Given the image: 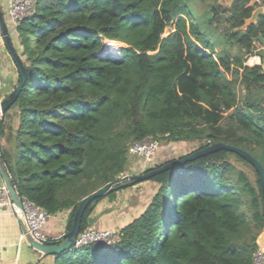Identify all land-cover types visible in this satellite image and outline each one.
Segmentation results:
<instances>
[{
    "label": "trees",
    "instance_id": "1",
    "mask_svg": "<svg viewBox=\"0 0 264 264\" xmlns=\"http://www.w3.org/2000/svg\"><path fill=\"white\" fill-rule=\"evenodd\" d=\"M217 1L35 0L11 36L27 79L0 121V158L20 199L49 216L68 212L69 231L78 203L115 183L86 208L81 232L94 206L122 190L128 148L146 138L197 151L228 144L264 172L254 42L264 40V16L242 33L247 1L235 0L224 20L219 6L211 11ZM149 181L157 188L148 206L113 245L88 244L52 264H251L264 213L249 163L219 151Z\"/></svg>",
    "mask_w": 264,
    "mask_h": 264
},
{
    "label": "crops",
    "instance_id": "2",
    "mask_svg": "<svg viewBox=\"0 0 264 264\" xmlns=\"http://www.w3.org/2000/svg\"><path fill=\"white\" fill-rule=\"evenodd\" d=\"M8 4V0H0V7L3 12ZM264 6V1L262 2ZM14 41V40H13ZM255 44V52L260 53L261 67L264 71V43L258 41ZM15 46L18 48L15 41ZM15 49V48H14ZM19 49V48H18ZM16 51V50H15ZM17 53V52H16ZM0 73L4 83V88L0 97L8 95L18 84L19 77L17 70L2 44L0 37ZM162 147L157 153L160 161L173 153ZM134 160L130 159L127 172L132 171ZM126 172V173H127ZM156 185L151 181H145L122 189L116 192L115 200L110 201L104 198L98 202L89 217V227L99 231H120L122 227L131 223L148 206ZM68 212H60L50 216L43 233L50 237H57L66 232ZM23 234L19 216L13 209L6 207L0 212V264H52L54 257H44L41 253L32 249L26 239L21 240Z\"/></svg>",
    "mask_w": 264,
    "mask_h": 264
},
{
    "label": "water",
    "instance_id": "3",
    "mask_svg": "<svg viewBox=\"0 0 264 264\" xmlns=\"http://www.w3.org/2000/svg\"><path fill=\"white\" fill-rule=\"evenodd\" d=\"M234 1L235 0H218L216 4L211 6V11L214 12L215 8L219 6L221 8L220 16L222 20H224L226 18V14L230 13L231 6ZM246 1H247L246 8L251 10V14H250V17L245 20L244 25L241 28L242 33H244V31L249 25L255 24L259 17L264 16V6L262 5V2L264 0H246ZM0 37L2 40V44L4 48L6 49V52L9 55L10 59L12 60L17 70L18 77H19L17 86L8 95L0 99V121H2L6 112L16 102L17 96L20 90L22 89L24 83L26 82L27 74H26L22 61L20 60L18 54L16 53L14 49V46L12 45L11 34L6 24L4 13L1 7H0ZM256 41H260L261 43H264V40L261 39V37H257L256 39H254V42ZM219 151H227V152L237 154L238 156H240L242 159H244L247 163H249L254 168V170L256 171L258 175L259 181H260L262 201H263V213H264V172L262 170L261 165L250 154H248L244 150L228 145V144H224V143L210 144L209 146H207L206 148L202 150L196 151L195 153H192L181 159L173 160L163 165L162 167L154 169L146 174L139 175V176H128L123 179L125 183H122V189L131 187L138 183L148 181L151 178L161 173H164L168 170L185 165L186 163L192 162L206 155L213 154ZM1 153H2V150L0 149V156H1ZM125 172H127V167L125 168ZM0 179L2 180L7 190L8 196L14 205V210H21V199L13 184L12 178L8 174L6 168L4 167L1 161V158H0ZM114 186H115V183H110L106 185L105 187L83 198L78 203L77 209L75 211V214H74V217L71 223V227L69 231H67L64 234L63 241L58 245H44V244L37 242L35 239H33L30 235L26 233V228L24 224L21 222L22 232L23 234H25V239L28 245H30L32 249L41 253L44 257L46 256L54 257L61 253L71 251L72 247L75 244L76 237L80 232L81 221H82V217L84 215L86 208L95 199L104 197L108 193L112 192L114 190Z\"/></svg>",
    "mask_w": 264,
    "mask_h": 264
},
{
    "label": "built area",
    "instance_id": "4",
    "mask_svg": "<svg viewBox=\"0 0 264 264\" xmlns=\"http://www.w3.org/2000/svg\"><path fill=\"white\" fill-rule=\"evenodd\" d=\"M34 3L35 0H8V4L3 13L11 36L15 34L18 23L32 11ZM18 48L21 50L20 47ZM3 88L4 83L0 73V94L3 91ZM159 149V142L150 138H146L139 142H133L128 148V156L130 159L134 160L133 169L131 172L126 173L121 180L128 176H139L148 171L154 170L155 166L158 164L156 157ZM6 207L14 210V205L0 179V212ZM14 212L24 224L26 233L37 242L44 245H50L52 242L61 243L63 241V236L67 231L62 235L50 238L43 233V229L50 216L31 202L21 199V210H14ZM20 239L24 240L25 234H22ZM117 240L118 231H99L92 227H87L85 230L79 232L72 249L81 248L88 244L110 246ZM251 264H264L263 248H258V250L252 255Z\"/></svg>",
    "mask_w": 264,
    "mask_h": 264
},
{
    "label": "rangeland",
    "instance_id": "5",
    "mask_svg": "<svg viewBox=\"0 0 264 264\" xmlns=\"http://www.w3.org/2000/svg\"><path fill=\"white\" fill-rule=\"evenodd\" d=\"M202 8L203 7L201 6L200 3H194L192 5V9H194V11L197 14L201 13ZM167 34L168 33L166 31L164 33V36H166ZM122 46L123 45L119 43V45H117L115 48H113V50H118ZM228 113L229 112L223 113L224 118L228 117ZM222 125L223 126L226 125V118L222 121ZM159 145H160V148L162 147V150L166 149L168 152L173 153V155H169V156L165 157L164 159H161L160 161H158V164L164 163V162L169 161V160L181 159L182 157L188 156V155L192 154L193 152H195V151H197L199 149V145L197 143H186V142H179V143H171L170 142L169 143V142H167L165 140H161V141H159ZM230 159H231V162L233 164H235V166L237 168L246 170V171H248V173L252 174L251 171L248 168H246L243 164L237 163L234 157H231ZM120 182H121V184L125 183V181H123V180H121ZM154 185H156V184L154 183ZM128 188H130V187H128ZM156 188H157V185H156ZM124 189H127V188H124ZM256 244H257L258 248H263L264 249V231L258 235V237L256 239Z\"/></svg>",
    "mask_w": 264,
    "mask_h": 264
}]
</instances>
